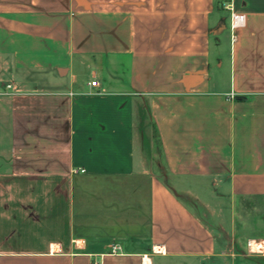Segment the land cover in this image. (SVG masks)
<instances>
[{
    "label": "crops",
    "instance_id": "crops-1",
    "mask_svg": "<svg viewBox=\"0 0 264 264\" xmlns=\"http://www.w3.org/2000/svg\"><path fill=\"white\" fill-rule=\"evenodd\" d=\"M251 240L264 0H0V264H264Z\"/></svg>",
    "mask_w": 264,
    "mask_h": 264
},
{
    "label": "built area",
    "instance_id": "built-area-1",
    "mask_svg": "<svg viewBox=\"0 0 264 264\" xmlns=\"http://www.w3.org/2000/svg\"><path fill=\"white\" fill-rule=\"evenodd\" d=\"M245 22V15L244 14H241V13H233L232 14V25L235 27V26H240V25H243ZM93 85H96L97 84V80H92L91 82ZM8 87H12L11 84H8ZM12 93H17V90L16 91H13ZM82 171H84V169H82ZM117 248V246L114 247V249ZM98 264V263H96Z\"/></svg>",
    "mask_w": 264,
    "mask_h": 264
},
{
    "label": "bare ground",
    "instance_id": "bare-ground-1",
    "mask_svg": "<svg viewBox=\"0 0 264 264\" xmlns=\"http://www.w3.org/2000/svg\"><path fill=\"white\" fill-rule=\"evenodd\" d=\"M250 249L252 251H263L264 250V241L263 240H251Z\"/></svg>",
    "mask_w": 264,
    "mask_h": 264
},
{
    "label": "rangeland",
    "instance_id": "rangeland-1",
    "mask_svg": "<svg viewBox=\"0 0 264 264\" xmlns=\"http://www.w3.org/2000/svg\"><path fill=\"white\" fill-rule=\"evenodd\" d=\"M189 199H190V198H189ZM190 200H191V199H190ZM187 201H188V200H187ZM190 204H191V202H190ZM248 243H249V242H246V243H245V247H246V248H249V247H250ZM249 251L252 252V253L255 254V255L261 253V251H252V250H250V249H249ZM263 251H264V250H263ZM253 256H254V255H253ZM256 258H259V259H257L258 262H259V261L264 262V258H263V257L257 256Z\"/></svg>",
    "mask_w": 264,
    "mask_h": 264
}]
</instances>
